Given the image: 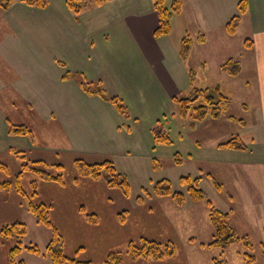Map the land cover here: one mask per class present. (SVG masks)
I'll return each mask as SVG.
<instances>
[{
  "label": "crops",
  "instance_id": "1",
  "mask_svg": "<svg viewBox=\"0 0 264 264\" xmlns=\"http://www.w3.org/2000/svg\"><path fill=\"white\" fill-rule=\"evenodd\" d=\"M47 1L43 9L21 0H15L6 11L0 9V153L17 147L29 154V161L53 164L52 156L58 154L95 157V162L109 159L114 165L119 163L118 157L152 160L165 152L163 146L153 148L150 131L157 121H165L170 132L184 125L174 97L189 93L192 87L225 85L241 90L238 78L243 72V56L247 55L246 62L255 53L259 61L264 59V0H246L247 9L236 31L246 29L251 37L246 40L251 44L249 49L243 48L246 53L238 60L241 71L236 77L222 73L219 66L222 53L237 40L236 31L228 35L224 27L237 13L240 0H181L182 11L172 18L170 34L159 38L153 37L157 16L152 0H110L87 7L78 17L68 10L66 0ZM171 2L167 0V5ZM185 35L193 39V44L182 61L179 48ZM200 35L205 38L203 43L196 40ZM231 53L239 55L236 50ZM192 68L200 74L207 71L215 77V84L200 86L202 77L197 73L191 83L188 72ZM66 74L70 78L66 79ZM76 74L101 84L106 94L119 98L129 118L98 96L85 94ZM257 79L263 97L264 80L260 82V76ZM261 117L264 122L263 113ZM11 122L28 127L33 142L27 137L9 136L7 124ZM195 125H207L209 133L204 138L211 141L224 136L241 140V132L237 135L228 128L240 125L244 130L246 122L237 123L225 116L205 118ZM194 127L187 128L188 134L195 132ZM221 143L204 145L195 141L193 150H179L193 164L251 166L261 198L253 200L244 195L240 199L223 192L230 204L224 213L229 214V225L239 236H246L253 249L252 236L258 237L256 245L264 248V139L244 143V151L219 148ZM9 193L4 198L0 190V211L5 203H13ZM58 201L50 203L54 207ZM185 202V206H193L187 198ZM147 203L144 200L142 206ZM241 206L245 214L238 216ZM80 207L76 204L72 209L75 216H81Z\"/></svg>",
  "mask_w": 264,
  "mask_h": 264
},
{
  "label": "rangeland",
  "instance_id": "2",
  "mask_svg": "<svg viewBox=\"0 0 264 264\" xmlns=\"http://www.w3.org/2000/svg\"><path fill=\"white\" fill-rule=\"evenodd\" d=\"M236 36L238 45L236 46L233 41L234 47L233 44L228 46L227 50L221 55L223 56L222 63L229 58L240 61V56L246 53L243 42L246 38H251L248 37L249 33L246 29H241L236 31ZM233 50H236L239 55H232ZM246 56H243V60H241L243 72L238 78L240 79L238 86L242 89L226 87L225 85H222L219 89L228 98L230 96L225 92H230L233 96L230 97L231 99L229 98L232 102H230L226 118L232 116L237 120V123H241L240 120L246 122L244 130L239 125V127L230 126L228 131L236 132L237 135L241 132L240 139L244 143L250 144L252 140L264 139V122L261 117V114H264V96H261V90L257 83L258 76H260V82L264 80V59L259 61L258 55L255 53L250 58V62H246ZM191 70L197 75L200 74L197 69L192 68ZM199 77H202L199 79L201 80L200 86H213L212 84H215V77L208 74L207 71L200 74ZM220 84H222L221 81ZM101 88L104 90L102 86ZM187 94L185 93L182 96ZM234 103H237L238 106ZM179 113L180 110L178 109L177 114L182 119ZM208 119L212 118L208 117ZM184 120V125L179 131L172 128L170 132L166 128L174 142L171 140V145L163 146L164 154L155 157L160 165L157 170L153 169V162L150 159L144 161L143 158L118 157L117 162L119 163L114 166L116 171L124 175L129 183V197H123L117 189H108L105 186L104 177L99 181H94L78 175L72 164L74 159L78 158L87 163H94L95 157L73 156L76 154L52 156L51 162L53 164H61L64 167V185L51 183L53 186H42L46 182L40 180L37 175L31 172L24 174L21 185L25 191L31 193L30 182L37 183L36 191L38 194L32 199V202L37 204L59 200L58 205L54 204V208L50 213V220L63 235L66 257L76 261H90L92 264H105L109 254L117 253L121 256L122 264H212L213 259L224 261L226 264H245L243 253L246 250L241 244L231 245L226 250L200 246L201 243L207 244L213 239V229L209 221L206 200L197 203L192 202L193 206H185V202L182 207H178L169 197H144V200L148 201L146 205L138 206L135 204V198L142 194L143 190L151 192L153 184L163 179L170 182L172 191L182 192L190 202L186 186L181 185L179 182V178L183 176L198 178L199 187L206 194L207 200L211 202L214 208L223 213L230 208L227 198L222 194L223 192L227 191L228 194L240 199L244 195H249L253 200L261 198V190L256 186V177L251 166L221 165L216 167L213 164H193L192 161H189V156L187 158L182 156L179 149L193 150L191 144L195 141L202 142L204 145H213L215 142H225L229 139L225 136L213 139L214 141L208 138L205 139L204 137L209 133L205 128L207 125H201V128L194 125L195 132L188 134L187 128H191L192 123L189 119ZM159 122L165 123V121H157V123ZM176 122L181 123V121ZM13 123L11 122V124ZM16 148L14 150H18ZM175 155L180 157L182 164L173 163ZM24 156L26 159L29 158V154L26 152ZM18 161L10 150L0 153V163L5 164L10 173L5 174L0 171V182H12L14 180V175L20 170ZM75 179H78L77 184H75ZM213 181L221 184L219 191L215 189ZM8 192H11L8 197L12 199L13 203L7 202L6 205L4 204L0 211V222L3 223V226L13 222L24 223L27 231L22 238V245L36 246L42 252L41 255H35L22 251L16 260L22 261L23 264H53L43 254L45 246L51 238L50 230L36 223L26 208L25 200L14 189ZM8 192L3 190L4 198ZM76 204L83 206L86 211L80 217L72 213V209ZM94 211L98 214L100 222L97 225L84 224L82 219H84L85 214ZM123 211L128 213L126 222L121 224L117 219V214ZM237 211L238 216L245 214L242 206ZM143 238L160 242L162 245L172 241L174 253L165 256L162 261L158 262L144 259L132 261L127 254L128 247L130 243L141 247ZM251 238L254 244L252 251L255 257L254 264H264V248L256 245L255 242L258 237L252 236ZM15 245L16 240L14 238L0 244V264H10L9 251ZM66 264L70 263L67 262Z\"/></svg>",
  "mask_w": 264,
  "mask_h": 264
},
{
  "label": "trees",
  "instance_id": "3",
  "mask_svg": "<svg viewBox=\"0 0 264 264\" xmlns=\"http://www.w3.org/2000/svg\"><path fill=\"white\" fill-rule=\"evenodd\" d=\"M15 0H0V9L3 11L8 10ZM110 0H66L67 8L78 17L80 13L87 7L101 6ZM25 5L35 8L43 9L47 6V0H21ZM166 0H152V8L157 16V27L153 32L154 38L166 36L171 32V20L174 16H178L182 11V1L172 0L167 5ZM247 2L246 0H240L237 4V13L234 14L225 25V32L228 35H233L237 29L241 16L246 12ZM199 43H203L205 38L200 35L196 38ZM193 39L189 35L183 36L180 41L179 57L182 61H185L189 56ZM251 41L246 40L244 47L250 48ZM219 70L225 73L229 77H236L241 71L240 63L238 59L229 58L219 66ZM189 77L191 83L194 81L195 72L189 70ZM78 78L79 84L83 92L87 95H96L103 101L111 104L116 111L125 119L129 118L127 107L123 102L113 96H108L102 90L100 84H93L89 82L82 74L75 75ZM66 79L70 78V74L64 76ZM173 102L178 106L180 110V116L184 119H189L192 123V127L205 118L219 119L226 116L227 110L230 106V99L224 95L219 87L212 88H195L192 87L186 96H178L173 98ZM197 102V103H196ZM199 104L198 106H196ZM196 106V107H195ZM195 107V108H194ZM228 119L235 120L234 117L228 116ZM237 121V120H236ZM241 121V120H240ZM152 137L153 148L156 146H168L172 141L167 132L166 125L163 122L157 123L150 131ZM7 134L9 136H23L27 137L30 142H33V136L28 127L23 125H14L8 123ZM219 148L229 150H246L247 146L239 140L238 137H232L224 143L218 145ZM12 155L19 161V172L14 175V180L0 182V190L5 192L12 189L26 202V208L29 214L35 219L37 224L48 228L51 232V238L48 241L44 249V256H46L53 264H92L90 261H76L69 259L64 254V238L59 229L51 222L50 213L54 208L52 203L40 202L34 203L32 199L36 197L38 192L36 191L37 183L30 182L31 193L25 191L21 185V180L26 173H34L37 177L46 183H54L64 185V167L61 164H49L43 161H29L24 156V151L10 149ZM153 169L159 168V163L156 158H152ZM180 157L175 155L173 163L179 165L181 163ZM79 176L88 178L90 180L99 181L104 177L105 186L108 189H117L121 192L123 197H129L130 187L126 177L118 171H116L112 160L105 159L94 163H87L81 159H74L72 163ZM0 171L5 174H10L8 167L0 163ZM198 178H191L190 176H183L179 178L181 185L186 186V192L189 199L193 203L206 200V205L209 212V221L213 229V239L206 247L218 248L221 250L228 249L231 245L241 244L246 250L243 253V259L245 264H254L255 257L252 254L253 246L246 236H239L237 232L229 225L228 213H223L213 207L211 202L207 200L206 194L199 187ZM78 179H75L77 184ZM216 190H220L221 185L216 181H213ZM144 197L151 198H164L169 197L175 206L182 207L185 204V195L180 191H172L171 184L168 180H160L153 184L152 191L143 190V193L135 198V204L142 206L144 204ZM86 212L83 206L80 207L79 213L82 216ZM126 211L117 214L119 223L124 224L127 217ZM84 222L87 225H97L100 221L97 214L89 213L85 214ZM26 225L21 222H13L0 227V244L4 241L14 238L16 245L9 251V263L10 264H23L22 261H17L18 255L22 251H26L31 254L41 255V251L36 246H23L22 238L26 235ZM204 246V245H202ZM174 253V245L172 241L166 242L162 245L160 242L154 240L142 239V246L137 247L130 243L127 254L129 258L133 260L144 259L153 261H162L165 256H170ZM212 264H226L224 261L212 260ZM105 264H122L121 256L117 253H111L108 255Z\"/></svg>",
  "mask_w": 264,
  "mask_h": 264
}]
</instances>
